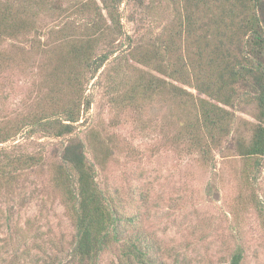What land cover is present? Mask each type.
I'll return each instance as SVG.
<instances>
[{"label": "trees", "instance_id": "1", "mask_svg": "<svg viewBox=\"0 0 264 264\" xmlns=\"http://www.w3.org/2000/svg\"><path fill=\"white\" fill-rule=\"evenodd\" d=\"M125 1L138 8L145 5V0H40L38 9L50 6L64 24L62 28L53 24L44 32L37 25L40 12L30 4L0 0V74L15 55L3 48L5 42L33 33L39 38L25 39L28 55L24 62L36 58L34 67L37 72L42 69L47 90L42 105L29 114L32 118L24 115L13 123L0 118V143L13 141L26 128L35 131L34 126L45 135L65 139L50 164L49 182L56 185L76 228L72 257L77 264H100L102 253L113 245L119 247L118 264H160L156 239L144 230L137 214L124 213L121 197L114 199L108 195L109 188L97 181L95 164L86 151L95 145L98 152V147L107 144L99 140L95 129L90 132L96 135L90 144L76 132L82 112L91 107L86 85L98 74L99 80L100 69L115 53L97 51L119 39V9ZM151 2L150 9L160 10L170 21L160 24V32L149 43L134 45L131 58L149 70L136 67L124 100L134 97L138 104L144 96L163 93L172 105L169 117L176 111L183 115L177 118L180 135L175 138L184 135L191 146L204 152L221 145L233 134L234 125L240 130L249 127L247 138L241 134L236 139V150L256 167L264 157V0ZM56 45L64 51L59 52ZM44 54L48 56L43 59ZM236 110L252 120L239 117ZM43 166L42 154L18 150L17 145L1 147L0 187L2 181L16 184L25 173ZM24 201L20 198L19 203ZM242 259L243 251L238 250L230 264H240ZM42 264L51 263L44 259Z\"/></svg>", "mask_w": 264, "mask_h": 264}, {"label": "rangeland", "instance_id": "2", "mask_svg": "<svg viewBox=\"0 0 264 264\" xmlns=\"http://www.w3.org/2000/svg\"><path fill=\"white\" fill-rule=\"evenodd\" d=\"M24 1L40 12L37 25L44 32L53 24L63 27L50 6L42 11L37 7L40 0ZM151 4V0L140 8L129 1L121 4L119 39L97 51L115 53L100 69L99 80L98 74L86 85L91 107L76 122V132L86 144L96 135L107 144L98 152L95 145L86 151L95 164L97 181L109 188L108 195L121 197L124 213L137 214L144 230L156 239L160 264H230L238 250L243 251L240 264H264V157L254 167L236 150V139L241 134L247 138L249 127L240 130L234 125L233 134L221 145L204 152L184 135L175 138L180 135L177 118L183 115L176 111L169 117L172 105L163 93L144 96L138 104L134 97L124 100L136 67L149 70L130 52L137 44L149 43L160 32V24L170 21L160 10L152 11ZM154 26L158 27L153 30ZM150 30L155 32L152 36ZM26 38L39 37L30 33ZM26 38H9L3 47L15 53L0 74V118L9 123L24 115L32 118L29 114L42 105L47 93L42 69L37 72L34 67L36 58L24 62ZM54 47L64 51L60 45ZM22 50L26 53L16 54ZM236 114L252 120L245 112L236 110ZM32 128L35 131L26 128L13 141L0 143V148L17 145L18 150L44 158L40 170L25 173L16 184L2 181L0 264H42L44 259L51 264H77L72 257L76 228L56 185L49 182L50 164L65 139L45 135L39 126ZM93 129L97 133L91 136ZM20 198H25L23 204ZM118 248L113 245L103 252L100 264H118Z\"/></svg>", "mask_w": 264, "mask_h": 264}]
</instances>
